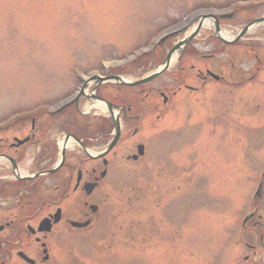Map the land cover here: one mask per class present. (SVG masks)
<instances>
[{
	"label": "rangeland",
	"instance_id": "1",
	"mask_svg": "<svg viewBox=\"0 0 264 264\" xmlns=\"http://www.w3.org/2000/svg\"><path fill=\"white\" fill-rule=\"evenodd\" d=\"M231 1L0 0V119L34 105L45 110L47 105L62 100L75 85L71 66L85 71L97 66L99 59H119L138 46L151 44L161 34L158 30L162 26L180 18H185L182 24L193 22L191 17L204 12L188 13L189 10L205 7L214 9L216 16L221 11L215 9H227ZM247 3L248 0L242 1L243 5ZM211 19V27L201 28L188 43L187 49L193 54L187 52L178 63L176 50L171 66L151 81L147 85L151 88L143 90L139 97V93L133 92L138 88L119 86L116 92L114 82H102L103 87L93 91L95 97L116 95L115 103L123 100L136 108L138 123L131 127H137V133L128 137L132 129L129 128L122 135L116 148L118 153L128 151L135 143L145 142L147 149L142 179L137 177L141 171L134 167L139 165L132 161L109 166V197L124 198L130 193L128 185L135 180L144 181L145 175L151 188L159 183L163 187L161 199L169 197L173 201L162 206L164 202L160 200L149 207L155 191H143L146 195L142 199L147 200L143 201L145 208L139 211L140 215L135 211L128 217L131 219L128 225L136 233L141 227L135 223L142 219V240L141 233H122L118 228L108 234V239L104 221L87 235H62L57 239L50 236L48 264H212L217 261L227 233L231 234L234 228L231 222L238 218L241 204L255 189L256 171L264 161V49H260L263 66L249 82L244 77L254 67L248 44L228 45L222 54L210 55L216 43L211 39L214 27ZM227 22L230 23H219V29L226 28L232 33L231 39L239 27L229 26ZM263 25L251 27L246 37L257 33ZM183 35L184 32H177L170 36L167 45L171 47ZM149 61L128 66L126 70L147 67ZM122 63L121 59L115 62L111 73L120 72ZM154 69L155 66L123 76L132 80ZM207 70L217 76L222 70L228 82L212 78ZM234 79L242 80L237 88L231 85ZM95 84L93 80L87 86L78 103L79 111L86 113L75 118L80 131L97 127V118L100 124L104 119H112L100 100L89 98ZM170 86L174 87L165 93L167 101L163 104L158 91ZM109 90L111 94H107ZM133 98L137 105L129 101ZM115 112L113 109L112 113ZM95 135L98 140L88 145L93 153L100 151L106 142V136ZM71 142L70 149L77 150L82 161L81 148ZM158 156L160 164L153 162ZM162 164L166 166V169L161 166L164 174L150 180L153 174L149 172H157ZM123 182L126 186L120 191ZM232 202H236L233 209ZM123 213L117 210L113 213L116 225L124 218ZM158 214L159 231L154 235L151 223L155 222H148V227L145 222L150 217H156L154 221H157Z\"/></svg>",
	"mask_w": 264,
	"mask_h": 264
},
{
	"label": "flooded vegetation",
	"instance_id": "2",
	"mask_svg": "<svg viewBox=\"0 0 264 264\" xmlns=\"http://www.w3.org/2000/svg\"><path fill=\"white\" fill-rule=\"evenodd\" d=\"M262 17L264 18V7L254 6L242 10L240 13L237 12L229 20H222V18L218 20V23L229 21L230 23L227 22L229 26L240 27L248 22H256ZM257 26L255 25V27ZM211 39L216 42L213 52L210 53L212 56L217 52L222 54L225 48L230 45H225L215 37ZM236 44L237 46L243 44L249 46V55L253 58L254 69L244 78L252 80L259 73L260 67L263 66L262 60L264 61V59H262L260 49H264V25L258 28L257 33L254 32L249 37L244 35L243 38L236 40L234 45ZM187 45L182 55L187 52L193 54L187 49ZM182 55L179 57L178 63L181 62ZM159 62L161 61L158 57L153 58L148 62L147 67L134 71H127V68H123L120 72L113 74L123 76L138 73L141 70L157 66ZM222 73L221 70L220 76L215 79L228 82ZM157 78L158 76L148 82L130 87L122 85L120 87L138 88L133 92L134 94L139 93V97L143 90L151 88L147 85ZM235 80L231 82V85L237 88L242 80ZM114 87H117L115 91L118 92L119 86ZM173 87H164L165 90L158 91L163 104L167 101L165 93L170 92ZM110 92L111 90L107 94H111ZM100 97L106 100L111 107V112L118 108V113L115 112L114 115H117L116 118L121 125V133L117 142L101 158L90 159L84 156L81 161L78 151L71 150L66 146V141L75 142L77 140L87 147L92 141L98 140L96 133L106 136L105 144L111 138L112 119L108 118L104 119L102 124L98 123L97 118V127L99 125L100 128L94 127L91 130L82 129L80 131L77 119H75L80 114L78 106L62 111L60 115L16 122L8 131L0 133V264H48L51 259L48 245L50 236H55L57 239L62 235H87L90 231L95 230L99 222L102 221L106 224L107 236L117 228L122 233L133 235L136 232H133V226L128 225L131 221L128 217L131 218L135 211L140 215L139 211L145 208L143 201L145 200L146 203L147 200L146 198L142 199V196L146 195L143 191L151 189L155 191V196L151 197L149 207H153L160 200L164 202L162 206L173 201V198L169 197L161 199L159 195L163 187L159 183L151 188L150 183L145 181V175H143L144 181L138 180L139 182L136 183L135 180V183L128 185L130 193L127 192L124 198L120 197V200H117L109 197L110 189L107 187L109 166L114 163L121 165L122 161L123 163L132 161L139 165V167H134L141 171L137 177L142 179V169H146L142 167V162L147 159V149L145 142L135 143L128 147V151L118 153L116 148L122 141L120 138L123 134L128 133L131 126L137 125L139 116L132 103L123 100H120V103H115L116 95L113 97L101 95ZM129 101L136 102L134 98ZM258 121L264 122L261 119ZM136 133L137 127H133L127 135L131 137ZM139 144L143 145V153L137 156L136 149ZM61 152L63 159L60 165L56 166L57 158ZM160 159L161 157L158 156L155 161L150 160L160 164ZM89 162L92 165L85 166ZM123 166L126 167V165ZM161 166L166 169V166L162 164L157 168V172L150 169L151 172L145 171L153 174L150 176V180L154 176L159 177L164 174L161 173L163 170ZM167 167L170 168V166ZM256 172V181L254 180L256 188L253 195L241 204L242 210L238 218L231 222L234 223V228L230 232L231 234L227 233L222 250L216 256L217 261L212 264H264V161L260 163ZM123 185H125L124 182L118 188L120 191H122ZM235 203L232 202V209ZM116 210L124 211V218L119 225L113 221V218H116L113 214ZM128 211L129 213H127ZM159 217L158 214L157 221H154L156 217L154 219L150 217L145 222L147 227L148 222H155V224L151 223L152 228L150 227L154 235L159 231L157 223ZM70 221L86 224L81 227L73 226ZM141 222L142 219L135 223L141 227V230L138 228L136 233L137 235L141 233L140 240H142L143 234Z\"/></svg>",
	"mask_w": 264,
	"mask_h": 264
},
{
	"label": "bare ground",
	"instance_id": "3",
	"mask_svg": "<svg viewBox=\"0 0 264 264\" xmlns=\"http://www.w3.org/2000/svg\"><path fill=\"white\" fill-rule=\"evenodd\" d=\"M201 15H198L196 18H194V19H198L199 17H200ZM211 20H210V18L208 19V18H204L203 19V23H202V28L203 27H211ZM190 27H188V28H186L187 30L185 31V33H188V32H190L192 29H193V26H194V24L193 25H189ZM221 32H220V34H221V36L223 37V38H225V39H229V37L232 35V33H230L226 28H222L221 30H220ZM238 31H235V33H237ZM175 56L176 55H172V56H170V58H169V62H170V65L173 63V61H174V59H175ZM91 80H89L88 82H86L85 84L87 85V84H89V82H90ZM84 84V85H85ZM83 90H84V86H83ZM96 106H98L99 107V110L102 108L100 105H96ZM102 110V109H101ZM63 142V141H62ZM66 143V146L68 147V148H71L72 147V145H73V143L71 142V141H66L65 142Z\"/></svg>",
	"mask_w": 264,
	"mask_h": 264
},
{
	"label": "water",
	"instance_id": "4",
	"mask_svg": "<svg viewBox=\"0 0 264 264\" xmlns=\"http://www.w3.org/2000/svg\"><path fill=\"white\" fill-rule=\"evenodd\" d=\"M200 22H201V20H200ZM214 22H215V25H216V20H214ZM247 29V26H245V27H243L242 28V30L240 31V33H239V35L236 37V39L237 38H239L242 34H243V32L245 31ZM215 30L217 31V25H216V28H215ZM196 32H197V29L190 35V36H188L187 38H185V39H183L182 41H180L179 43H177L174 47H172V49L170 50V52L168 53V57L166 58V60H165V65L163 66V67H161V68H159L158 69V71L156 72V73H154L152 76H150V77H148L147 79H149V78H151V77H153V76H155L156 74H158L161 70H163V69H165L166 67H167V64H168V58H169V55L173 52V50H175V49H179L180 51H182L183 50V47H184V45L196 34ZM146 80V79H145ZM117 132H118V130L116 131V136H117ZM114 141H115V139L111 142V144L109 145V147L108 148H110V146L114 143ZM72 224L73 225H79L78 223H75V222H72ZM81 225V224H80Z\"/></svg>",
	"mask_w": 264,
	"mask_h": 264
}]
</instances>
